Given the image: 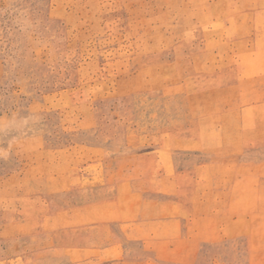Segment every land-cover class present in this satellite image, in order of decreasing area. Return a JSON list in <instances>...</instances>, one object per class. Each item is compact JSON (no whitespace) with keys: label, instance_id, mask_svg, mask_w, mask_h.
Returning a JSON list of instances; mask_svg holds the SVG:
<instances>
[{"label":"rangeland","instance_id":"374dc122","mask_svg":"<svg viewBox=\"0 0 264 264\" xmlns=\"http://www.w3.org/2000/svg\"><path fill=\"white\" fill-rule=\"evenodd\" d=\"M0 264H264V0H0Z\"/></svg>","mask_w":264,"mask_h":264}]
</instances>
